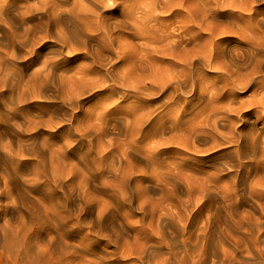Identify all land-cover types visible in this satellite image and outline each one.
Segmentation results:
<instances>
[{"label": "rangeland", "instance_id": "obj_1", "mask_svg": "<svg viewBox=\"0 0 264 264\" xmlns=\"http://www.w3.org/2000/svg\"><path fill=\"white\" fill-rule=\"evenodd\" d=\"M59 197L35 239L58 264L241 256L219 218L264 227V0H0V229Z\"/></svg>", "mask_w": 264, "mask_h": 264}, {"label": "bare ground", "instance_id": "obj_2", "mask_svg": "<svg viewBox=\"0 0 264 264\" xmlns=\"http://www.w3.org/2000/svg\"><path fill=\"white\" fill-rule=\"evenodd\" d=\"M174 1V0H173ZM99 4V3H98ZM146 5V4H145ZM109 6V4H108ZM155 6V4H154ZM153 6V7H154ZM107 7V6H106ZM149 7V6H147ZM151 8V7H150ZM166 8V7H164ZM128 9V8H127ZM148 9V8H147ZM152 9V8H151ZM128 11V10H127ZM146 11V10H145ZM151 11V10H150ZM165 11V10H164ZM143 12V11H142ZM165 13V12H164ZM99 14V13H98ZM147 16V14H146ZM75 17V16H74ZM73 17V18H74ZM72 19V18H71ZM76 21V20H75ZM85 21V20H84ZM105 21V20H104ZM92 22V21H91ZM101 22V20H100ZM86 23V22H85ZM70 24V23H69ZM91 24V23H89ZM89 24H87L89 26ZM96 24V23H94ZM73 25V24H72ZM84 25V24H83ZM80 26H81V21H80ZM74 27H77V25ZM92 27V26H91ZM102 27V26H101ZM95 28V27H92ZM90 28V29H92ZM74 29V28H73ZM72 29V30H73ZM76 29V28H75ZM97 29V28H96ZM105 29V28H104ZM109 30V29H108ZM103 31V30H102ZM108 32V31H107ZM92 33V32H91ZM78 35V34H77ZM86 35V34H85ZM110 35V34H109ZM101 37V36H100ZM102 38V37H101ZM112 39V38H111ZM11 44H13V46L16 48V46H18L20 49H23L24 47H29L31 45V37H29L28 35L25 36H21V37H17V39L15 38L10 39ZM105 40V39H104ZM115 41V40H114ZM62 44H64V40H61ZM103 42V41H102ZM89 43V41H88ZM112 44V43H111ZM106 49V48H105ZM110 49V48H109ZM162 54V53H161ZM28 56L30 57V60L32 62L38 60V56L36 52H32L29 53ZM36 57V58H35ZM180 57V56H179ZM24 56H19L18 55V51L16 49L15 53H12L10 56H8L7 60H5L8 64L13 65L15 63H20L23 64L24 63ZM185 58V56H184ZM243 58V57H242ZM263 59V58H262ZM2 60V59H1ZM23 60V61H22ZM3 61V60H2ZM15 62V63H14ZM4 63V61H3ZM27 63V62H26ZM190 63V62H189ZM28 64V63H27ZM186 65V64H185ZM47 64L46 62H44L41 66V68L39 70H36L35 72H33L31 75L28 76V81H26V78L24 79V77L20 80L19 83V88L22 90V94L25 93V91H28L29 94L32 96L33 98L37 97V92H36V88H38L37 85L40 86H44L47 85L48 83V78L50 76V69L46 67ZM50 70V71H49ZM42 83V84H41ZM161 87V86H160ZM164 87V86H163ZM173 87V86H172ZM129 88V87H128ZM175 88V87H174ZM131 89V88H130ZM162 89V88H161ZM154 92V91H153ZM42 94V92H41ZM45 94H43L44 96ZM50 119V118H49ZM44 123L48 126L49 124L46 123V121H44ZM50 126V125H49ZM31 127V126H30ZM29 129V128H28ZM34 129V128H32ZM46 155V154H45ZM44 154H41L39 157L41 159H43V164H45L44 159L46 160ZM38 157V158H39ZM40 162V163H41ZM45 167V166H44ZM50 168L49 172L53 175V176H57L56 173L57 170L54 166H52L50 164ZM44 172V171H43ZM56 173V174H55ZM39 174V173H38ZM48 173H41V175L43 176V178H48V177H52L51 175L48 176L46 175ZM40 175V174H39ZM39 175L38 178L40 177ZM36 176V177H37ZM61 177V175H59ZM63 178V177H62ZM41 178H39L40 180ZM50 179V178H49ZM53 179V177H52ZM56 179V178H55ZM54 179V180H55ZM58 179V178H57ZM38 180V179H37ZM46 180V179H45ZM61 180V179H60ZM58 181V180H57ZM38 183V181H35ZM45 182V181H44ZM47 182V181H46ZM56 182V181H55ZM59 183V182H58ZM61 183V181H60ZM59 183V184H60ZM63 183V181H62ZM61 183V184H62ZM60 184V185H61ZM44 187H46V183L43 184ZM37 186V185H36ZM35 186V187H36ZM49 186V183L47 185V188ZM51 186V185H50ZM63 186V185H62ZM61 187V186H59ZM50 188V187H49ZM48 188V189H49ZM64 188V186H63ZM62 190V189H61ZM64 191V190H63ZM65 193V192H64ZM66 195V194H65ZM64 195V197H65ZM53 196V195H52ZM58 196V195H57ZM49 198V195L47 196ZM45 197V198H47ZM63 197V198H64ZM51 198V196H50ZM49 198V199H50ZM57 198V197H56ZM62 198V199H63ZM67 199V197H65ZM189 199V198H188ZM202 199V198H201ZM47 200V199H46ZM44 200V201H46ZM40 201V200H39ZM54 201V200H53ZM187 201V200H186ZM39 205L42 207L44 204V208L42 207L43 211L41 210V212H43L40 215H38V213L30 214L29 218L26 219V215L24 216L25 218H22L23 216H21L22 214H19L18 216H21V220H19V222H17V224L14 225V223H16L15 218L14 220H12L13 222L11 223V220L7 221L6 219H4V226L1 227L0 229V233H1V239H0V264H55L58 262L62 263V259H60L61 256H57L56 251H58L56 248H51L50 246H48L45 243L44 245H40V243L37 242V244L35 243L37 239V237H39L41 235V231L43 229V227L46 225L47 227V223H49L50 221H52L51 219H53L52 217L54 215H63L61 214L62 212V208L65 207L64 205V200H61V198L59 197V199H57L56 202H52L49 200L46 201V203H40L38 202ZM190 203V202H189ZM42 204V205H41ZM67 204V203H66ZM64 205V207H63ZM188 205V204H187ZM184 208V207H183ZM177 209V208H176ZM39 210V209H38ZM39 210V211H40ZM32 211V210H31ZM36 211V210H35ZM183 211V210H182ZM181 211V212H182ZM185 212V211H184ZM247 212V211H246ZM20 213V212H19ZM238 213V212H237ZM28 214V213H26ZM163 214V213H162ZM165 214V213H164ZM163 214V215H164ZM168 214V213H167ZM173 214V213H172ZM176 212L173 214L175 215ZM243 214V213H242ZM2 215V214H1ZM15 215V214H14ZM170 215V214H169ZM231 215V213H230ZM229 215V220L233 219L234 217L231 216L230 218ZM4 217L6 216L3 215ZM2 216V217H3ZM8 216V215H7ZM17 216V214H16ZM166 216V215H165ZM176 216V215H175ZM248 216V214H247ZM10 217V216H9ZM12 217V216H11ZM173 217V216H172ZM226 217V216H225ZM240 217V216H238ZM19 218V217H18ZM174 218V217H173ZM219 218V217H218ZM236 218V217H235ZM78 219V217H77ZM182 219V218H181ZM228 219V218H227ZM226 218H222V220H220L219 218V222L221 224L226 225V230L225 232L228 234V232L235 230V231H240V233H242L244 235V238H241L239 240L243 242L244 245V250L241 251V256L237 257L236 255H233L232 253H229L228 251H223V261L221 264H264V227H261L260 224L258 223H253L255 221H251L247 222L246 219H249L247 217H245L244 220V216L243 218H237V219H233V222L230 224V222L228 223V220ZM2 220V219H1ZM246 221V223H245ZM249 221V220H248ZM53 222V221H52ZM190 221L187 220L185 222V228L189 227ZM252 222V223H251ZM257 222V221H256ZM76 223L78 225V221L76 220ZM164 223V222H163ZM52 224V223H51ZM176 224V223H175ZM165 225V224H164ZM1 226V225H0ZM38 226V227H35ZM38 228V230H36ZM150 229V228H149ZM232 229V230H229ZM170 231V230H169ZM233 233V232H232ZM237 233V232H236ZM230 234V233H229ZM223 235V234H222ZM236 235H234L235 237ZM224 236L220 237V239H222ZM237 237V236H236ZM40 240V239H39ZM230 240V239H229ZM38 241V240H37ZM41 241V240H40ZM167 242V241H165ZM234 242V240H233ZM237 242V239H236ZM248 242H251V244H248ZM43 243V242H41ZM50 243V242H49ZM48 243V244H49ZM35 244V246H34ZM154 244V243H153ZM167 244V243H166ZM195 244V243H194ZM214 234H208V248L210 249V255H215L216 254V249H214ZM37 245V246H36ZM50 245V244H49ZM163 245V244H162ZM237 245V244H236ZM240 247V245H237V247ZM174 248V247H173ZM148 249V248H147ZM195 250V249H194ZM66 251V250H65ZM221 251V250H220ZM59 252V251H58ZM61 252V250H60ZM59 252V254H60ZM64 252V251H62ZM61 252V255H62ZM232 252V251H231ZM186 255L189 253V250L186 249ZM197 253V252H195ZM190 254V253H189ZM192 255V253L190 254ZM204 256V255H203ZM194 258V257H192ZM64 259V258H63ZM75 259V258H74ZM165 259V258H164ZM174 261L177 264V257L174 256ZM214 260V259H213ZM73 264H78L77 262H75V260L73 261ZM67 263V262H66ZM72 263V261L70 262ZM165 263V261H164ZM80 264V263H79ZM143 264V263H142ZM193 264V262L191 263Z\"/></svg>", "mask_w": 264, "mask_h": 264}]
</instances>
